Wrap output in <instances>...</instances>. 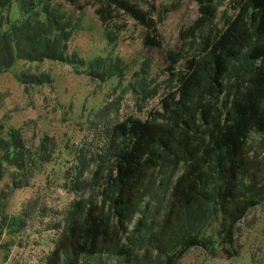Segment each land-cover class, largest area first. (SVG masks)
Wrapping results in <instances>:
<instances>
[{"label": "rangeland", "instance_id": "1", "mask_svg": "<svg viewBox=\"0 0 264 264\" xmlns=\"http://www.w3.org/2000/svg\"><path fill=\"white\" fill-rule=\"evenodd\" d=\"M136 1L155 8L161 48L145 47V32L133 20L102 24L92 5L79 10L63 0L3 2L8 34L35 38L36 45L21 42L22 53L41 51L44 43L50 51L18 60L0 75V264H44L77 203L97 198L105 175L99 169L111 164L105 131L127 118L162 114L161 100L178 86L167 53H197L206 30L197 42L182 36L198 17L194 0ZM224 10L232 14L230 0L219 10V27ZM248 151L252 179L264 186L261 135L251 134ZM183 170L166 157L148 172L123 236L131 258L101 255L83 264H166L180 250L179 233L164 240L159 233ZM220 220L213 215L201 231L200 238L213 243L208 250L190 249L175 264H264V197L237 225L238 258H228L219 245Z\"/></svg>", "mask_w": 264, "mask_h": 264}, {"label": "trees", "instance_id": "2", "mask_svg": "<svg viewBox=\"0 0 264 264\" xmlns=\"http://www.w3.org/2000/svg\"><path fill=\"white\" fill-rule=\"evenodd\" d=\"M4 1L8 0H0V75L18 60L50 51L44 43L41 51L22 53L21 42L35 44V38L8 34ZM63 1L79 10L92 5L102 24L133 20L145 32V47H162L153 6L143 8L136 0ZM194 1L198 17L182 36L197 42L198 33L206 34L195 55L167 53L177 90L161 100L163 113L158 117L127 118L105 131L104 152L111 164L99 169L105 175L97 198L77 203V214L60 229L44 264H83L101 255L131 258L123 236L136 214L148 172L166 157L176 168L184 166L159 233L161 240L175 230L179 233L180 250L168 256L166 264H175L190 249L208 250L213 245L200 235L215 214L221 218L217 237L223 253L240 256L237 225L264 197V186L252 179L248 151L252 133L264 139V0H230L232 14L222 12V27L215 20L226 0Z\"/></svg>", "mask_w": 264, "mask_h": 264}]
</instances>
